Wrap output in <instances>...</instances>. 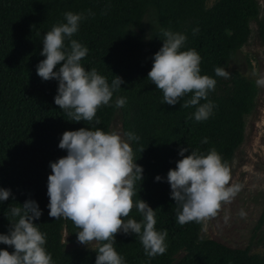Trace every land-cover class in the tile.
<instances>
[{
  "label": "trees",
  "instance_id": "obj_1",
  "mask_svg": "<svg viewBox=\"0 0 264 264\" xmlns=\"http://www.w3.org/2000/svg\"><path fill=\"white\" fill-rule=\"evenodd\" d=\"M67 12L82 17L71 39L88 49L80 61L85 70L95 68L109 85L115 75L124 80L91 123L69 121L54 102L59 82L37 75L38 63L46 58L40 54L43 36L66 23ZM252 22L264 41L257 0H0V187L11 190L9 199L0 202V234H8L9 220H18L11 217L9 206L31 199L42 212L34 223L45 234L43 247L53 264H95L97 245L66 249L63 231L74 242L79 229L69 219L48 215L50 163L67 155L59 148L65 131L98 127L111 132L118 116L123 136L127 139L125 133L131 132L139 137L128 142L134 162L143 168L142 181L135 183L133 209L124 219L143 220L135 207L142 199L154 209L155 229L167 232L166 252L155 257L146 255L139 235L116 234L113 246L124 264H264V252L201 236L203 222L179 224L167 182L168 171L182 159L181 148L189 149L184 155L191 149L202 155L215 150L229 166L243 143L245 118L255 108L258 90L253 79L228 71V65L248 42ZM167 30L186 36L181 51L195 50L201 57V75L216 80L215 89L199 102L213 105L206 120H195L199 105L181 107L192 93L169 105L147 78ZM64 44L70 48L68 38ZM217 67L230 76H217ZM118 98L126 100L123 107H116ZM0 249L14 251L3 243Z\"/></svg>",
  "mask_w": 264,
  "mask_h": 264
},
{
  "label": "clouds",
  "instance_id": "obj_2",
  "mask_svg": "<svg viewBox=\"0 0 264 264\" xmlns=\"http://www.w3.org/2000/svg\"><path fill=\"white\" fill-rule=\"evenodd\" d=\"M66 23L53 26L43 36L41 55L46 57L37 65V75L43 80L56 79L57 95L54 102L67 113L69 121L91 123L101 105H108L113 92L121 88L124 80L115 75L111 85L96 69L86 71L80 64L88 49L71 39L78 31L80 14L65 13ZM195 31V30H194ZM163 45L154 54L153 66L147 78L163 93V103L175 105L189 93L190 99L181 107L197 106L215 89L216 80L201 75V57L195 50L181 51L186 36L170 30L163 32ZM65 38L70 48H65ZM63 62V63H61ZM57 65H61L54 71ZM217 76L228 78L230 73L221 67L215 69ZM264 85V78L257 80ZM124 98H118L116 107H123ZM213 105H199L195 120L209 118ZM98 125L100 121L97 119ZM127 140L118 132H105L89 127L68 130L62 134L59 148L67 155L50 163L47 194L49 213L52 218L71 220L77 229L80 244H97L95 264H124L114 248L116 234L139 235L147 256L155 257L166 252L167 232L155 229V212L142 199L135 207L143 216L141 222L125 221L133 209L135 183L143 179V168L133 160V150L128 141L138 140L134 133H125ZM206 142V141H205ZM181 148L176 167L167 173L171 197L177 205L176 219L181 225L195 221L201 223L216 217L222 203H231L240 191L232 183L230 168L221 156L211 150L207 155ZM157 181L162 178L157 175ZM11 190L0 187V202L6 201ZM20 205V204H19ZM11 217L8 234H0V243L11 246L14 251L0 249V264H53L52 257L43 247L45 234L34 223L42 215L36 201L26 200L18 207L8 208ZM240 216L246 213L241 210ZM228 217H225L227 222ZM104 242V243H101Z\"/></svg>",
  "mask_w": 264,
  "mask_h": 264
},
{
  "label": "rangeland",
  "instance_id": "obj_3",
  "mask_svg": "<svg viewBox=\"0 0 264 264\" xmlns=\"http://www.w3.org/2000/svg\"><path fill=\"white\" fill-rule=\"evenodd\" d=\"M260 5V18L264 20V0ZM252 33L248 42L239 49L236 57L229 63L228 71H237L251 78L257 86L256 105L245 118V137L236 150L228 166L232 180L240 186L239 193L231 203H222L216 217L203 221L201 236L212 238L233 248L250 247L252 252H264V85L257 80L264 78V41L257 34L256 22L251 23ZM118 132L127 140L121 130L117 116L111 125V132ZM243 210L246 215L240 216ZM225 217H228L225 222ZM66 249L94 248L96 242L88 246L68 240L63 231Z\"/></svg>",
  "mask_w": 264,
  "mask_h": 264
}]
</instances>
